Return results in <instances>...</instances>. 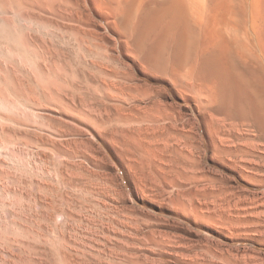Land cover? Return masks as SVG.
<instances>
[{
  "label": "rangeland",
  "instance_id": "obj_1",
  "mask_svg": "<svg viewBox=\"0 0 264 264\" xmlns=\"http://www.w3.org/2000/svg\"><path fill=\"white\" fill-rule=\"evenodd\" d=\"M7 14L17 39L0 53V264H264L263 151L235 161L204 122L196 150L179 131L140 129L120 109L106 36L41 17L48 30L34 32ZM17 41L34 58L12 55Z\"/></svg>",
  "mask_w": 264,
  "mask_h": 264
},
{
  "label": "bare ground",
  "instance_id": "obj_2",
  "mask_svg": "<svg viewBox=\"0 0 264 264\" xmlns=\"http://www.w3.org/2000/svg\"><path fill=\"white\" fill-rule=\"evenodd\" d=\"M7 2L0 0L2 16L8 13L6 4L20 5V10L8 8L14 22L27 23L29 28L36 23L42 33L49 26L43 24L45 19L36 21L38 17L71 25L94 40L106 36L108 61L113 59L111 50L119 57L120 109L126 118L134 117L140 129L146 122L148 128L179 131L183 147L186 143L196 150L204 140V122L212 143L235 161L253 163L257 151L264 152V0ZM1 15L0 53H4L3 41L15 42L17 33L5 26ZM24 44L17 41L15 51L10 47L12 55L34 54Z\"/></svg>",
  "mask_w": 264,
  "mask_h": 264
}]
</instances>
